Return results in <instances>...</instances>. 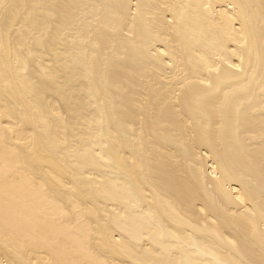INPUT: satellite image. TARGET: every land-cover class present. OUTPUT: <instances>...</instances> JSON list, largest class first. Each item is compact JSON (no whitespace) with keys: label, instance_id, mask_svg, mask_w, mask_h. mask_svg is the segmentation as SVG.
Wrapping results in <instances>:
<instances>
[{"label":"bare ground","instance_id":"bare-ground-1","mask_svg":"<svg viewBox=\"0 0 264 264\" xmlns=\"http://www.w3.org/2000/svg\"><path fill=\"white\" fill-rule=\"evenodd\" d=\"M0 264H264V0H0Z\"/></svg>","mask_w":264,"mask_h":264}]
</instances>
